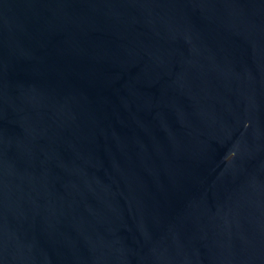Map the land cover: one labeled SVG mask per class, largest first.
<instances>
[{"label": "water", "instance_id": "obj_1", "mask_svg": "<svg viewBox=\"0 0 264 264\" xmlns=\"http://www.w3.org/2000/svg\"><path fill=\"white\" fill-rule=\"evenodd\" d=\"M0 264H264V0H0Z\"/></svg>", "mask_w": 264, "mask_h": 264}]
</instances>
